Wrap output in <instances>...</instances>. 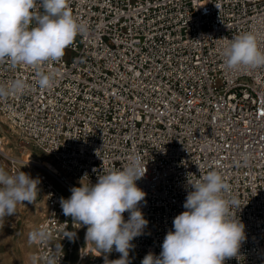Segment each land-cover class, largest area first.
<instances>
[{"label": "built area", "instance_id": "2783aa9c", "mask_svg": "<svg viewBox=\"0 0 264 264\" xmlns=\"http://www.w3.org/2000/svg\"><path fill=\"white\" fill-rule=\"evenodd\" d=\"M68 4L87 31L61 59L40 66L52 74V87L41 89L30 66L0 62V86L15 79L28 85L0 97L1 120L51 163L13 155L0 134V167L40 181L36 229L50 238L33 243V264L119 259L115 250L100 253L87 242V227L64 216L59 201L72 187L137 161L146 171L136 184L146 193L139 208L148 224L131 242L129 264H141L150 252L159 256L174 218L186 210L189 181L212 170L229 185L225 198L239 200L236 216L245 225L238 256L225 264H264V67L231 70L222 55L248 32L264 51V0ZM36 10L43 13L40 0ZM123 216L127 221L129 213Z\"/></svg>", "mask_w": 264, "mask_h": 264}, {"label": "clouds", "instance_id": "9594fccd", "mask_svg": "<svg viewBox=\"0 0 264 264\" xmlns=\"http://www.w3.org/2000/svg\"><path fill=\"white\" fill-rule=\"evenodd\" d=\"M40 6L43 13L36 10L37 0H0V62L36 69L39 87L47 89L54 78L39 71L40 66L61 59L87 27L72 15L68 0H40ZM222 55L231 70L264 67V51L251 32L233 38ZM27 87L24 80L15 79L6 87L0 86V97L22 94ZM145 173L138 161L132 162L123 170L99 175L95 184L74 186L69 198H60L63 215L71 217L73 224L87 227V242L100 253L115 250L120 254L119 259L106 260L105 264H129V252L134 247L131 242L148 224L139 208L146 193L136 184ZM39 182L23 171L11 174L0 167V220L15 215L19 204H33ZM189 184L192 190L183 204L186 210L174 218V231L166 234L161 253H148L141 264H225L226 259L238 256L246 238L245 225L236 216L242 206L236 198H225L229 185L223 176L212 170ZM125 212L129 213L127 221ZM75 235L65 232L69 239ZM49 238L44 228L29 233L30 244Z\"/></svg>", "mask_w": 264, "mask_h": 264}, {"label": "rangeland", "instance_id": "374dc122", "mask_svg": "<svg viewBox=\"0 0 264 264\" xmlns=\"http://www.w3.org/2000/svg\"><path fill=\"white\" fill-rule=\"evenodd\" d=\"M8 127L0 118V134L7 138L13 155L21 156L23 149H28L34 157L47 158L32 144L20 140ZM42 211L43 203L37 197L33 204H19L15 215L0 220V264H33L34 247L29 243V233L36 229Z\"/></svg>", "mask_w": 264, "mask_h": 264}, {"label": "bare ground", "instance_id": "6f19581e", "mask_svg": "<svg viewBox=\"0 0 264 264\" xmlns=\"http://www.w3.org/2000/svg\"><path fill=\"white\" fill-rule=\"evenodd\" d=\"M21 155L23 158H25L23 160L31 162L33 164H40L42 166H51V163L47 158H39L36 156L34 157L32 155V152H30L28 149H23Z\"/></svg>", "mask_w": 264, "mask_h": 264}]
</instances>
